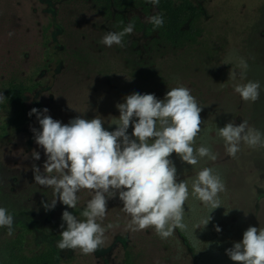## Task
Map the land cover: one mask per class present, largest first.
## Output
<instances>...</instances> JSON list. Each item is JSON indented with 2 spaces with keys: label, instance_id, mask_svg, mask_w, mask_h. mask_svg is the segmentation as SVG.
Masks as SVG:
<instances>
[{
  "label": "rangeland",
  "instance_id": "obj_1",
  "mask_svg": "<svg viewBox=\"0 0 264 264\" xmlns=\"http://www.w3.org/2000/svg\"><path fill=\"white\" fill-rule=\"evenodd\" d=\"M192 2L202 16L203 37L186 51L153 45L156 30L146 18L158 14L154 6L146 12L127 9L128 24L132 16H138L144 28H134L123 46L107 47L101 41L108 32H115L112 19L102 16L88 0H0V92L7 81H20L29 88L23 95L28 113L32 108L47 107L48 114L62 123L76 117H97L106 126L120 115L116 105L127 95L147 94L153 84V91L159 89L156 83L143 81L139 73L158 72L174 77L164 96L178 86L200 88L198 105L203 99L221 104L227 107L230 122L238 126L247 121L249 127L264 133V0ZM200 48L204 49L201 55ZM201 59L214 66L208 75L210 83L202 81L203 73L194 64ZM240 59L247 62V70L239 66ZM248 81L260 82L255 102L242 100L234 91L235 84ZM28 113L22 124L0 137V207L11 215L27 211L33 231L42 237L39 240L50 241L60 264H120L126 253L156 264H198L196 254L207 264H237L225 250L242 241L249 226L264 228V147H250L242 141L232 157L224 140L215 139L210 148L217 154L213 161L216 169L224 171L225 191L219 193L221 207L217 220L209 226L212 232L201 233L204 213V218L198 214L192 219H197L199 228L194 227L197 233L191 242L177 235L176 229L167 239H161L154 227L132 231L127 227L131 217L122 210L117 196L108 200L106 216L97 220L106 228L99 250L89 255L79 248L59 250L57 242L66 229L62 212H71V208L57 201L54 209L46 211L42 204L55 197L51 188L34 181L33 165L43 172L46 157L31 131L41 130L40 125L36 116ZM3 119L0 107V122ZM33 150L40 152L39 161L32 158ZM92 194L88 189L80 190V203L86 206ZM109 224L111 228H107ZM190 225L185 234L191 231ZM15 227L14 221L13 231ZM216 239L215 248L208 247ZM175 252L178 257H172Z\"/></svg>",
  "mask_w": 264,
  "mask_h": 264
},
{
  "label": "clouds",
  "instance_id": "obj_2",
  "mask_svg": "<svg viewBox=\"0 0 264 264\" xmlns=\"http://www.w3.org/2000/svg\"><path fill=\"white\" fill-rule=\"evenodd\" d=\"M149 3L158 7L159 0H149ZM146 22L162 27L163 14L147 17ZM133 33L134 25L129 23L120 32H108L101 42L107 47L123 46L124 36ZM239 66L248 68L243 59ZM233 87L246 102L259 99V81ZM4 99L0 92V102ZM116 107L120 115L111 123L116 125L114 131L106 130L104 121L97 117L91 120L76 117L62 123L48 114L47 107L42 110L32 108L28 113L30 117L35 115L40 125L41 130L31 128V131L46 157L43 172L33 165L34 181L51 188L55 197L51 203L42 201L45 210L54 209L57 201L75 209L80 190L88 189L93 193L81 213L86 219L79 220L68 210L62 212L66 229L60 233L59 250L79 248L84 255L99 250L106 228L97 220L106 216L108 200L117 196L123 203L122 210L131 217L127 225L130 230L154 227L161 239L173 236L177 228L188 230L184 222V205L190 196L212 211L221 206L219 193L225 191V184L214 169L200 170L192 180L190 191L187 180L177 182V169L169 158L176 153L182 162L191 166H196L201 158L217 159L210 147H193L195 138L202 131V108L191 95L190 88H172L163 99H158L155 94L132 93ZM130 126L133 129L131 135L128 134ZM217 134L232 157L240 150L242 141L250 147H264V133L249 127L247 121L238 126L229 122L218 128ZM32 158L39 161L40 152L33 150ZM211 219L209 215L200 223L205 227ZM13 224V215L0 207V227H6L11 235ZM64 224H61L62 229ZM111 227V224L107 225V228ZM194 227L197 229L199 225ZM215 230L220 232L221 228L216 226ZM225 251L237 264H264V228L249 226L242 241L234 242L233 247Z\"/></svg>",
  "mask_w": 264,
  "mask_h": 264
},
{
  "label": "trees",
  "instance_id": "obj_3",
  "mask_svg": "<svg viewBox=\"0 0 264 264\" xmlns=\"http://www.w3.org/2000/svg\"><path fill=\"white\" fill-rule=\"evenodd\" d=\"M90 2L95 6L99 13L107 19H112V24L115 32H120L125 26L128 25L124 11L129 8H140L143 11H148V9L153 6L149 3V0H90ZM158 14H163V26L155 27L156 37L152 39L153 45H162L171 47L174 49H183L189 51L201 42L203 37V26H202V16L197 10L196 6L191 0H159V5L156 7ZM130 22L134 25L137 30H142L144 24L139 20L138 16H132ZM129 35H125L123 42L125 43ZM204 49L200 48V53H203ZM197 68H199L202 73V81L205 83H210L211 79L208 78L209 74H212V64H207L203 60H197L194 63ZM155 78L150 79L152 76ZM140 78L147 83H156L159 87L156 91H153V85L146 91L147 94H155L158 99H163V95L166 90H168L172 83L174 82V77L172 75L159 74L158 72H141L139 73ZM173 77V79H172ZM196 87H199L196 85ZM190 88V87H189ZM29 88L20 81L9 80L7 81L1 89V92L5 96L3 102H0V107L4 113V119L0 122V137H2L9 129L17 128L22 124L27 116L28 107L24 101L23 95L27 92ZM200 88L191 87V95H193L196 100L202 97ZM198 97V98H197ZM215 100L214 102H217ZM202 108L200 112V117L202 123L200 125L201 132L195 138L193 144L194 149L200 146L211 147L215 139H220L221 137L217 134V129L224 127L230 122L229 112L226 111L227 107L223 105H213L205 102L203 99L199 105ZM119 116L115 118L112 117L108 125L103 126L108 131H114L116 125L111 124ZM136 119V118H134ZM133 129L130 126L128 129V134L131 135ZM176 166L177 169V182L187 180L189 190L191 191L192 180L196 177L197 173L205 167H209L215 170L223 180L224 171L216 169L214 162L207 157L201 158L196 166L188 165L186 162H182L176 153H172L169 157ZM204 160H208L204 162ZM204 162V163H203ZM81 201L78 202L75 209L71 208V213L74 215L82 216V211L86 206ZM198 199L190 196L184 205L185 217L184 222L191 227V231L185 234V231L176 229L181 237L187 238L188 240L195 238L194 233H197L194 229L196 221L192 220L195 216L204 213V217L207 218L209 215L212 217L207 226H201V233L203 231H211L210 225L213 221L217 220L218 214L220 212V207L217 209H210L200 203ZM212 211V212H211ZM211 212V213H210ZM27 211L19 210L13 214L15 221V229L11 235H8V230L6 227H1V237H0V264H60V257L58 252L51 246L49 240H39L42 238L33 231L30 221L26 218ZM203 217V218H204ZM189 220V221H188ZM187 232V231H186ZM212 236V235H210ZM183 239V238H182ZM218 239L214 240L212 245L208 247H214ZM164 245V244H163ZM194 245V244H193ZM192 246V245H191ZM193 247V246H192ZM170 248H168L169 251ZM223 250V249H222ZM169 254V253H168ZM170 255V254H169ZM198 264H207L204 257L196 254ZM172 257H178L176 252L172 254ZM213 259V258H212ZM156 264L157 261H139L134 256L125 254V257L120 264ZM209 264V263H208Z\"/></svg>",
  "mask_w": 264,
  "mask_h": 264
},
{
  "label": "flooded vegetation",
  "instance_id": "obj_4",
  "mask_svg": "<svg viewBox=\"0 0 264 264\" xmlns=\"http://www.w3.org/2000/svg\"><path fill=\"white\" fill-rule=\"evenodd\" d=\"M88 1H90V0H88ZM191 1H192V0H191ZM94 7H95V6H94ZM129 9H130V8H129ZM97 11H98V10H97ZM125 11H126V10H125ZM125 11H124V12H125ZM98 12H99V11H98Z\"/></svg>",
  "mask_w": 264,
  "mask_h": 264
}]
</instances>
